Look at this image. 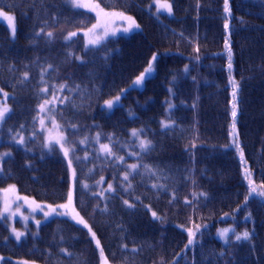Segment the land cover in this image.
<instances>
[{"label": "trees", "instance_id": "16d2710c", "mask_svg": "<svg viewBox=\"0 0 264 264\" xmlns=\"http://www.w3.org/2000/svg\"><path fill=\"white\" fill-rule=\"evenodd\" d=\"M94 1L133 17L138 29L92 47L82 30L94 13L68 0H0V105L10 109L0 128V153H10L0 163V190L14 186L24 211L52 216L19 242L1 217L0 264H101V256L108 264H264V198L245 202L250 181L264 191V0H228V13L225 0H170L172 16L157 13L153 0ZM70 32L77 35L65 39ZM150 63L144 84L134 85ZM47 102L67 157L60 146L44 147ZM133 129L144 131L133 137ZM141 139L152 141L146 154ZM131 164L141 167L129 172ZM69 191L71 205L59 208ZM48 206L64 214L45 216ZM228 225V242H218L216 231ZM188 230L196 235L185 248ZM246 230L250 238L236 241Z\"/></svg>", "mask_w": 264, "mask_h": 264}, {"label": "rangeland", "instance_id": "374dc122", "mask_svg": "<svg viewBox=\"0 0 264 264\" xmlns=\"http://www.w3.org/2000/svg\"><path fill=\"white\" fill-rule=\"evenodd\" d=\"M68 1H69L70 5H72L74 8L90 11V12L94 13L96 15V17H97L96 22L93 24V25H97L96 28H93V25H92L91 27L82 30V33H83L84 38H85V42H86V44L88 46H92V47L98 46V45L104 43L109 38H116V37H119V36H127V35L131 34V32H133V31L138 29V28H133L129 32H124L123 29L124 28H128L130 22L127 21V20L121 19L119 16H114L113 15L116 18V20L110 18L109 17L110 14L117 13V12L105 11L94 0H79V2L81 4L91 5V7H75L73 5V3H72V0H68ZM165 3L171 4V1L170 0H153V5L156 7L157 13L165 14L167 16H172L173 15V9H172V12L169 13L167 11V9L160 7L161 5H163ZM96 5H98V7H96ZM171 6H172V4H171ZM125 16H128V15H125ZM13 23H14V27H15V20L13 21V20H9L8 19L7 24H13ZM135 23H136V21H135ZM8 27H9V31H10L11 37L15 38L16 27H15L14 35H13V31H12L13 27L12 26L11 27L8 26ZM89 30H91V31H89ZM106 32L108 33L107 36H105ZM113 32H115V35H112ZM96 37H104V39H102L101 42L99 44H97V45L89 44V41L92 40V39H95ZM146 78H147V75L145 76V79ZM145 79L143 80L141 85H136V84H134V85L142 86L144 84ZM7 97H8V95H7ZM115 98L111 99L112 101H114V107L116 105H118L119 102H120V100H119L118 103H115ZM42 105H45V109H44V111H41V119H40V121L43 120L44 124H43V126H40V128L44 132L46 144L49 143V138L50 137H59V136L65 137V135H64L63 131H61L59 125L52 118V115H51L52 112H51L50 103L47 102V103H44ZM0 107H3V106L0 105ZM103 107L106 110H108V111H111V110L114 109V107L109 109L107 107L106 103H104ZM6 115H8V114H6ZM40 124H41V122H40ZM0 128H1V124H0ZM18 140H19V138H17L15 140V144L21 145V144L18 143ZM0 141H1V133H0ZM52 144H53V146H55V145L60 146L61 144H63V148H62L63 152H64V148H66L65 140L60 141V143H56L55 140H53ZM4 153H9V152H3V153H0V155H2ZM5 158H6V156L3 159H0V163ZM16 192L17 191H16L15 187L14 188L8 187V188L0 190V198H1L0 202H1V208H2L1 216L3 218H5V216L8 218L7 222H8V225L10 227V233H11V236L15 240H16L15 233L12 231L13 228L16 231L24 233V235L19 240V241H21L29 233H35L36 232V229H33L32 225H34L37 228L42 223L48 221L52 216H50L48 218H44V217L39 216L38 213H32V212L24 211V208L17 204ZM5 205H7L8 208H9L8 212H4ZM39 205H41V204H39ZM13 213H15V215H13ZM67 213H68L69 217H71V214L69 212H67ZM63 214H64L63 211L58 210V212L55 215L61 216ZM75 217L80 219V220L82 219L84 221V223H81V224H86L85 220L81 217L80 214L78 216L76 215ZM25 218H27V219H25ZM36 221H40V223L37 224ZM223 229H230V231L227 233V236L229 237L230 233L232 232L231 230H234V228H233V226L228 225L226 227L219 228L217 233H216V236H217L218 239H220L223 243H227V242H225L224 239H222L218 235L219 231L223 230ZM102 264H105V261H103Z\"/></svg>", "mask_w": 264, "mask_h": 264}, {"label": "snow or ice", "instance_id": "6c2138e0", "mask_svg": "<svg viewBox=\"0 0 264 264\" xmlns=\"http://www.w3.org/2000/svg\"><path fill=\"white\" fill-rule=\"evenodd\" d=\"M72 3H73V5L75 7H91V5L81 4L79 2V0H72ZM96 7H98V5H96ZM160 7L167 9V11L169 13L172 12V6H171V4L165 3V4L161 5ZM224 11L226 13H228L230 11L228 0H225ZM110 15L119 16L121 19L127 20V21L130 22L129 23V27L123 29L124 32H129L131 29L138 28L139 27V25H137L135 23V20H134L133 17L125 16L123 13H113V14H110ZM8 18H9V20H13L14 21V17H11L10 16ZM96 27H97V25H93V28H96ZM224 27L225 28H228L229 25L227 23H225ZM12 31H13V35H14V32H15L14 25H13V30ZM89 31H91V30H89ZM76 35H77L76 32H70L68 34V36L65 37V39H70L71 37H75ZM107 35H108V33L106 32L105 33V36H107ZM112 35H115V32H113ZM52 36H53V33L52 32H48L47 33V37L49 39H51ZM102 39H104V37H96L95 39L90 40L89 41V44L97 45V44H99L101 42ZM226 46H227V42H226ZM197 51H198V49H197ZM231 56H232V53H231V49L229 47V50H228V57H229L228 69L230 71L232 69ZM155 59H156V56L154 55L153 56V60H155ZM197 59H199L198 56H197ZM151 70H152V64L150 63L148 69L145 70V73H141V75L139 77H137V79L135 81V84L136 85H140L142 83V81L145 79L146 73L150 72ZM185 70L187 71V66H186V69ZM27 76H28V74L25 73L24 74L25 79L27 78ZM231 85H232V97H233L232 113H231V115L233 117V129H235V118H236L237 113H238L237 94H238V90H239V83L234 78H232L231 79ZM64 87L65 86L62 85L61 86V90H63ZM0 91H2V89H0ZM43 91L47 92L48 90L47 89H44ZM7 95H8L7 93H4V96L5 97H7ZM119 100H120V96H117L115 98V103H118ZM105 103H106V105H107V107L109 109H111L112 107H114V101H112V100L106 101ZM169 107L171 108L173 106L170 104ZM44 109H45V105H41L40 106V110L41 111H44ZM9 112H10V109L7 107L6 104L3 107H0V124H3V123L6 122V119H7V115L6 114H8ZM40 122H41V126H43L44 121L41 120ZM21 127H23V125H21ZM161 127L164 128V129H167V128L172 127V125L170 123H168V122H162ZM143 131H144L143 129H140V130L133 129L132 132H131V135L133 137H139ZM99 138H100L99 137V134H97L96 140L98 141ZM13 139L16 140V137L14 136ZM109 139H111V137H109ZM53 140H55L56 143H60V141L66 140V138L63 137V136L50 137L49 138V143H47V144L44 145V147H46L49 152L53 151V144H52V141ZM24 142H25L24 137L23 136H20L19 137V140H18V143L21 144V145H23ZM86 142H87V138L84 141H80V143H86ZM60 146H61V148H63V144H61ZM152 147H153V145H152V141L151 140H145V139L139 140V149H140V152L141 153H145L146 154L147 152H149L152 149ZM225 147H228V146H225ZM101 150L104 151L105 153H107L108 155H111V150H110V148L107 145H101ZM9 155H10V153H4V154L0 155V159H3L5 156H9ZM131 155H135V153H131ZM241 155H242V153H241ZM64 156L65 157L69 156V150L67 148H64ZM76 159L77 160H80L81 158L80 157H76ZM85 159H86V157H85ZM118 159L120 161H123L124 160V157H119ZM71 163H72V161L69 160L68 161L69 167H71ZM140 167H141V165H138V164L128 165L129 172L136 171ZM143 167H145V169L149 173L154 174L153 170L150 169V168H148V166L144 165ZM246 175H247V170H246ZM72 177H73V180L75 181L76 180V171H75V169H73V171H72ZM123 180L124 181H128V174H125V176L123 177ZM10 187L11 188H14V186H10ZM82 187L83 188H89V185L84 184V185H82ZM129 187H131V184L130 183H129ZM153 187H157V185H153ZM159 187H163V186L161 185ZM249 189H250L249 196H246L245 197V202H247V200L249 199V197L252 196V194H254V193L257 194L259 197L264 198V191H258L257 187L251 181L249 182ZM106 191L109 192V193H112L115 190L113 189V186L111 184H109L108 185V188L106 189ZM99 195L100 196H104V192H101ZM193 195L195 196L196 194L193 193ZM201 195H205V194L202 193ZM24 199H25V201L27 200V198H24ZM72 200H73V192L72 191H69V193H68V203L67 204H64V205H60L58 207L59 208H68L69 205H71ZM262 202H264V200H262ZM124 204L125 205H128L129 208L133 207V205L129 204L128 201H124ZM36 207L39 208L40 205H36ZM48 207H49V211L46 212V213H44L45 216H48V215H50L52 213H56L58 211V207H52V206H48ZM104 210H106V209H104ZM8 211H9V208H8L7 205H5L4 212H8ZM13 215H15V213H13ZM76 215L78 216L79 214L77 213ZM152 215H153V217L158 218L157 217V214L155 212H153ZM75 218L76 217H73V219H75ZM25 219H27V218H25ZM36 223L39 224L40 221H36ZM79 223H84V221L81 219L79 221ZM199 229H200V226L197 225L196 226V231L198 232ZM12 231L15 233V238H16L17 241H19L20 238L24 235V233L19 232V231H16L14 228H13ZM89 231L91 232V229L90 228H89ZM229 231H230V229L220 230L219 233H218V235L222 239H224L225 242H227L228 241L227 233ZM231 231H234V230H231ZM195 235H196V232H193L192 230H188L189 240H188V244L185 245V248H188L190 245H192L194 243L193 237ZM92 237L95 238V233L94 232L92 233ZM249 238H250V233L247 230L244 231L243 233H240V234H236L235 235L236 241H240L242 239L247 240ZM97 245H99V241L98 240H97ZM102 251L103 250L101 249V252Z\"/></svg>", "mask_w": 264, "mask_h": 264}, {"label": "bare ground", "instance_id": "6f19581e", "mask_svg": "<svg viewBox=\"0 0 264 264\" xmlns=\"http://www.w3.org/2000/svg\"><path fill=\"white\" fill-rule=\"evenodd\" d=\"M13 25H14V23H13V24H8V26H10V27H11V26L13 27ZM15 27H16V29H17V25H16V23H15ZM8 29H9V27H8ZM46 57H49V56H46ZM46 57H45V59H47ZM131 102H132V98H131V99L129 98V99L126 100V103H131ZM180 163L182 164V161H180ZM1 211H2V208H0V218L2 217V216H1ZM2 218H3V217H2ZM3 219H4V221H5L6 223H8V222H7V221H8V218H7L6 216H5V218H3ZM218 242H222V241H221L220 239H218ZM77 251H78L77 249H74V250H72V253H75V252H77ZM55 256H56V254L53 255L52 258H55Z\"/></svg>", "mask_w": 264, "mask_h": 264}]
</instances>
